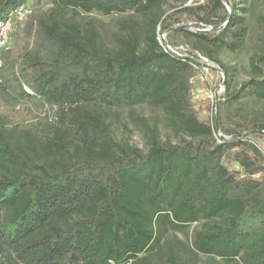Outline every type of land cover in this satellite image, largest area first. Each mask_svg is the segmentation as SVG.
<instances>
[{
    "label": "trees",
    "instance_id": "16d2710c",
    "mask_svg": "<svg viewBox=\"0 0 264 264\" xmlns=\"http://www.w3.org/2000/svg\"><path fill=\"white\" fill-rule=\"evenodd\" d=\"M27 1L0 0V22ZM225 1L167 13L165 0H47L18 26L0 66V264H153L168 229L199 221L197 252L264 264V179L252 177L264 173V154L249 141L264 121L222 122L241 93L264 100V54L252 56L253 77L230 96L231 67L219 54L242 49L246 26L243 1L230 0L231 10ZM94 13L129 15L118 20L115 47L94 21L75 18ZM159 27L225 73L223 142L194 107L193 59L166 51ZM142 104L160 109L181 140L162 141L134 111ZM124 109L145 149L114 137L109 119ZM166 264H180L173 251Z\"/></svg>",
    "mask_w": 264,
    "mask_h": 264
},
{
    "label": "rangeland",
    "instance_id": "374dc122",
    "mask_svg": "<svg viewBox=\"0 0 264 264\" xmlns=\"http://www.w3.org/2000/svg\"><path fill=\"white\" fill-rule=\"evenodd\" d=\"M240 4L245 7L243 16L245 17L246 35L245 43L242 49L236 53L223 51L219 54V60L231 67L232 77L229 84V95H235L241 89L243 83L249 81L253 76L251 73L250 60L255 54H264V0H242ZM203 3L204 0H165L164 9L170 13L183 5L193 3ZM230 0L224 2L227 10H231ZM34 11L38 14L44 13L49 7L47 0H31ZM129 15H114L104 17L100 14H81L76 16V20L84 24L86 21H94L103 42L108 47H115V36L119 33L118 20L127 18ZM22 25V24H21ZM193 29V26H190ZM159 37L161 41H174L176 44L184 45L183 35L180 33L164 32L159 27ZM221 69L217 64L210 68L205 81L196 77L193 83L192 100L199 117L206 122L215 121L216 117L212 113V100L207 97L206 91L209 89L218 90V98L221 99L226 93V84H222ZM227 79V78H226ZM224 89V90H223ZM198 94V96H197ZM134 111L149 120L151 124L157 126L159 136L162 141H171L177 143L181 140L182 135L175 133L166 123L165 117L160 109L151 107L148 104L137 105ZM51 113V111H48ZM36 120L45 118L51 114L47 112H37ZM256 118L264 121V100H260L247 91L241 93L238 99L232 100L222 111V122L226 128L231 129L232 123L242 121L243 116ZM112 133L117 140L128 141L145 149L146 140L140 126L136 125L130 118V111L124 109L122 117L119 120L109 119ZM249 141L253 142L264 154V134L250 137ZM233 167V166H232ZM235 168V167H234ZM242 175L246 176L244 172ZM254 179L263 180L264 173L252 175ZM203 221L191 224L183 231L168 229L162 236L160 246L150 254V260L153 264H166L170 253L173 251L180 264H226L222 259L197 252L193 247V240L196 231L200 230Z\"/></svg>",
    "mask_w": 264,
    "mask_h": 264
},
{
    "label": "built area",
    "instance_id": "2783aa9c",
    "mask_svg": "<svg viewBox=\"0 0 264 264\" xmlns=\"http://www.w3.org/2000/svg\"><path fill=\"white\" fill-rule=\"evenodd\" d=\"M34 11V8L31 4V0H28L27 2L23 3L19 7L11 10L7 16V18L4 21L0 22V66L2 65V53L6 50H9L12 47V40H13V34L18 28L20 24L25 21V19L32 14ZM212 28H204L202 30H211ZM192 30H200L198 28H193ZM159 41L162 45V47L171 53H173L176 56H179L181 58H192L193 59V66L195 69V76L192 78V82L196 80V77L201 80L205 81V78L208 76V72L210 68H214V62L209 60L204 55L195 52L192 53L190 48L187 45H178V46H172L168 42L161 41L159 37ZM221 77H222V84L220 85V88H223V84L226 81V75L223 71H221ZM197 75V76H196ZM218 90H212L209 89L206 91L207 97L211 98L212 100V113L214 114V117L217 116L219 111L220 103L225 100V95L222 96L221 99L218 98ZM224 90V89H223ZM195 92V91H194ZM193 94H196L194 93ZM225 94V93H224ZM198 96V94H197ZM213 133L216 141L218 143L223 142L226 138H229L228 136L224 135L222 131L218 128L215 121L210 122ZM236 169L241 170V167L239 164L236 165Z\"/></svg>",
    "mask_w": 264,
    "mask_h": 264
}]
</instances>
